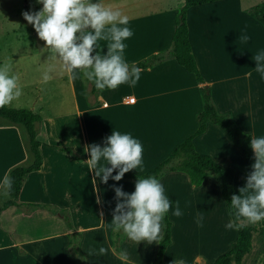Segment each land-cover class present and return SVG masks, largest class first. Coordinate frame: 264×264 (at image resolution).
<instances>
[{"label":"crops","instance_id":"1","mask_svg":"<svg viewBox=\"0 0 264 264\" xmlns=\"http://www.w3.org/2000/svg\"><path fill=\"white\" fill-rule=\"evenodd\" d=\"M102 2L129 19L128 27L134 33L124 41L127 45L124 57L129 65L155 55H165L160 63L141 69V78L135 87L124 84L115 90L105 89L88 96L89 83L82 73L80 79L70 81V74L62 62L52 59L48 50L44 51L48 62L43 63L36 58L41 54L39 51H34L35 55L32 53L34 66L27 70L25 82L21 77L22 70L18 66L13 67L19 84L40 85L44 89L51 84L48 93H39L32 107L17 108L41 116L42 140L46 144L40 148L41 167L26 177L18 203L50 204L69 209L74 230L81 234L79 251L85 258V264H89L91 258L101 257L121 262L127 260L112 248L111 222L117 203L113 186H122L129 194L135 191V184L130 181L117 182L109 178L107 184L102 183L84 163L90 159L85 147L93 143L103 147L106 137L114 130L131 134L143 145V163L129 173L142 175L166 159L178 144L196 131V117L203 109L202 85L197 83L193 74L168 56L176 18L184 0ZM21 7L39 11L43 6L37 0H0V23L11 27L0 37L5 38L8 32L12 33L11 36L22 35L20 19L14 20ZM252 7L249 1L244 0H219L193 6L186 11V25L192 54L204 84L210 87L217 112L230 114L244 133L257 138L258 130L245 123L256 125V122H261L256 116L264 114V77L255 71L256 63L248 62L264 51V28L247 13ZM22 20L25 21L24 18ZM240 34H247L250 39L241 42ZM28 37L29 43L38 46L36 31ZM260 38L263 43H260ZM106 46L107 41H98L94 54H106ZM242 58L245 63H242ZM3 63L0 50V64ZM45 73L49 76L47 80L44 79ZM56 82H61L58 89H66L69 97H48L49 92H54ZM130 98L134 99V104L129 103ZM137 118L153 123L147 128L149 136L146 139L139 136L143 132L138 127L131 126ZM193 145L196 152L211 157L219 166L235 169L234 194L239 195V169L254 161L255 154L251 158L243 157L223 131L211 122L207 123L204 133L193 139ZM56 147L70 148L83 161H75ZM31 163L25 129L0 118V205L9 198L4 195L7 192L5 177L15 167ZM105 163L101 161V164ZM247 169L248 173L252 171V168ZM181 179L192 186L188 176L182 172H168L159 180L166 184ZM208 182L210 187L219 188L207 176L201 186L189 189L198 193L190 195L189 192L190 197L206 195ZM225 210L228 215L226 205ZM167 215L171 222V242L163 256L164 264H167L166 258L173 249H179L174 260L183 259L185 264H213L236 241L234 226L204 228L203 234L199 235L202 227L191 218L184 226V236L177 247L174 236L176 223L170 210ZM229 220L232 222L230 217ZM238 221L242 225L253 226L251 249L242 257L240 264H264V220L257 223ZM189 231L190 238L187 237ZM133 243L126 235L121 251H126L127 246ZM67 244L68 230L64 222L46 210L11 206L0 213V264H74L66 251ZM155 245L151 264L156 258L159 240ZM101 247L108 250L106 254H99Z\"/></svg>","mask_w":264,"mask_h":264},{"label":"clouds","instance_id":"2","mask_svg":"<svg viewBox=\"0 0 264 264\" xmlns=\"http://www.w3.org/2000/svg\"><path fill=\"white\" fill-rule=\"evenodd\" d=\"M37 3L43 6L41 10L24 11L22 15L34 27L39 39L46 42L51 58L62 62L70 74V81L80 79L82 73L83 78L92 82L98 91L115 90L124 84L130 87L137 85L141 69L129 65L124 57L127 47L124 41L134 35L128 27L127 16L105 6L102 0L96 3L93 0H37ZM249 39L247 34H240L239 41L247 42ZM101 40L107 41V53L93 55ZM252 59L256 63L255 71L264 77V51ZM44 79H49L47 73ZM21 95L19 77L12 63L0 64V108ZM250 147L255 154L252 171L246 178V186L238 190L239 195L231 196L230 206L237 220L257 223L264 220V136L252 137ZM85 152L90 154V159L84 163L104 184L109 178L119 182L126 173L143 163L142 143L131 134L116 130L106 137L103 147L93 143L85 147ZM102 160L106 163L101 164ZM113 172L117 174L113 176ZM4 185L10 192L12 181L7 176ZM113 190L117 201L112 213L113 230H122L134 242L163 240L162 222L173 202L165 195L161 181L155 176L138 178L133 193H126L122 186H113ZM173 215H183L179 201L175 203ZM202 220L203 217L197 213L201 227ZM233 226L232 222L227 225L229 228ZM107 251L101 247L99 254L104 255ZM121 256L127 259L128 253L122 251ZM173 264H185V261L174 260Z\"/></svg>","mask_w":264,"mask_h":264},{"label":"trees","instance_id":"3","mask_svg":"<svg viewBox=\"0 0 264 264\" xmlns=\"http://www.w3.org/2000/svg\"><path fill=\"white\" fill-rule=\"evenodd\" d=\"M219 0H184V5L176 18V27L172 36V49L168 56L176 61V63L184 68L188 73L194 75L200 88L203 109L196 117V131L178 144L170 155L160 162L157 166L146 171L142 175L126 173L120 181H130L136 184L138 178H148L155 176L160 179L168 172L185 173L190 181V184L197 188L202 185L204 179L212 175L220 189V195L226 205L228 215L236 229L237 238L231 245V248L221 256H219L213 264H240L242 257L251 249V236L253 232L252 225H242L236 219L231 209V196L234 194L233 181L235 170L219 166L211 157L202 155L196 152L193 139L201 135L206 130V125L211 122L218 126L234 147L245 158H251L254 151L250 147V134L244 133L233 121L230 114H220L217 112L212 99L210 87L204 84V80L198 70L196 61L191 51L188 41V29L186 25V11L188 8ZM247 13L264 28V2L250 8ZM93 55H95L93 53ZM165 59V55H155L145 61H141L135 66L140 69L160 63ZM99 92L94 84L90 82L89 94L95 95ZM0 118H3L14 125H21L26 132L28 139V150L32 157L30 165H19L12 169L8 178L12 181V186L9 192L8 200L0 205V213L11 206L24 207L27 210L41 209L50 212L52 215L59 217L65 224L68 230V244L66 251L71 257L74 264H85V258L79 251V243L81 234L74 230L73 222L70 216L69 209H60L50 204H20L18 197L26 177L35 171H38L42 164L41 146L46 145L42 140L40 115L26 109L9 108L4 106L0 108ZM57 150L69 154L75 161L82 162L83 159L77 156L70 148L56 147ZM117 172H113V176ZM126 234L121 231H111L112 248L114 252L121 256V243ZM163 240H159L156 258L152 264H164L163 256L171 242V222L166 214L163 220Z\"/></svg>","mask_w":264,"mask_h":264},{"label":"rangeland","instance_id":"4","mask_svg":"<svg viewBox=\"0 0 264 264\" xmlns=\"http://www.w3.org/2000/svg\"><path fill=\"white\" fill-rule=\"evenodd\" d=\"M244 1H249L251 3V6H255L264 0H244ZM24 11H32V10L31 8L27 9L25 7H21L17 13L18 16H16L14 19L15 21H18L20 19L19 21H21V26L19 27V29L22 35L20 34L18 36L16 35L11 36L12 33L8 32L9 35L5 36V38L0 37V50L2 51V60H4V62H11L13 67L18 66L22 70L23 74L21 77L25 82L26 81L25 78L28 75L27 70L32 68V66H34L33 61L35 59V56H33L32 53H34V51H39L41 54L36 58L39 59L40 63L48 62V57L45 55L46 53L44 54V51L47 52L48 49H46V42L40 39L38 40V42L36 41V44H38V46L32 45L31 42L29 43L28 36H31V33L35 31V29L32 25L28 24L26 20L25 21L22 20L24 18L22 13ZM10 28L11 27L9 25L5 23H0V35L1 34L5 35L8 29ZM260 43H263L262 38H260ZM248 62L255 63L253 59L251 60L248 59ZM242 63H245L244 58H242ZM86 81L87 83H89L88 87L90 88V81L88 80ZM60 84L61 82L60 83L56 82L54 92L53 93L49 92L48 97L51 98L57 96L58 98L69 97V93L66 89H58L57 86ZM19 85L22 91V95L18 99L14 100L11 104L6 105L7 107L29 109L30 107H32L33 103L35 102V99L39 96V93L40 92L48 93L49 88L51 87V84L48 85L46 89H44V86H40V85H37L36 87L22 85V83H20ZM53 86L54 84H52V88ZM87 92L89 96L90 95L89 90L86 91V95ZM256 117H259L261 119V122H256V125L250 124L249 122H245V123H247L248 126L253 125L255 129L258 130L257 136L261 137L264 136V114H261L260 116L259 113V115ZM135 122L136 123H132L131 126L138 127L139 130L143 132L140 133L139 136L141 138L146 139V137L149 136V131L147 130V128L149 126H152L153 123L147 119H141V118H137ZM254 162L255 160L252 161L251 163L246 164L245 168L241 167L239 169L240 188L246 186V178L250 174L248 173L247 168H252L251 166L253 165ZM209 177L216 182V185H218L216 179L212 175H209ZM162 185L165 189V195L168 196L173 202L170 211L174 219V222L176 223V226L174 225L176 228L174 236L176 239L177 247L179 246L180 239L184 236V226L186 227L187 223H189V221H191L192 219L196 222L197 213H200V215L203 217V220L201 221L203 227L202 229H200L201 232L199 233V235L203 234L204 228L206 229L208 227L212 228L213 226L219 228L221 227L223 229L227 228V225L230 223V220L226 213L224 202L220 197L219 188L217 189L215 187L214 189L213 187H210V184L208 182L206 188L207 190L204 192L206 195L204 196L200 195V197L192 198L190 197V195H197L198 193H192L189 189L195 190V187L189 186L182 179L176 182L166 183ZM176 201H179L181 210L183 212V215L181 217H176L175 215H173ZM189 234L190 231L187 234V237L190 238ZM155 243L156 241L152 243H148L147 241H142L140 243L134 242L131 246H127L126 251L128 253V257L127 260L124 262L110 259L111 257L110 258L101 257L99 259L91 258L89 259L88 262L89 264H151L156 247ZM178 254H179V249H173L168 254L166 258V263L170 264Z\"/></svg>","mask_w":264,"mask_h":264},{"label":"built area","instance_id":"5","mask_svg":"<svg viewBox=\"0 0 264 264\" xmlns=\"http://www.w3.org/2000/svg\"><path fill=\"white\" fill-rule=\"evenodd\" d=\"M129 103H130V104H134V99H133V98H130V99H129Z\"/></svg>","mask_w":264,"mask_h":264}]
</instances>
